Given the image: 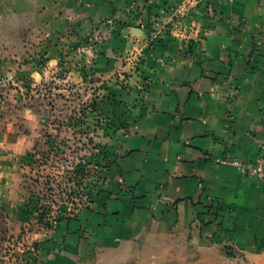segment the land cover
Wrapping results in <instances>:
<instances>
[{
	"label": "crops",
	"instance_id": "1",
	"mask_svg": "<svg viewBox=\"0 0 264 264\" xmlns=\"http://www.w3.org/2000/svg\"><path fill=\"white\" fill-rule=\"evenodd\" d=\"M100 34L93 73H129L140 113L91 203L35 235L28 264H264V185L224 163H253L264 140V0H0L4 73L34 44L49 58Z\"/></svg>",
	"mask_w": 264,
	"mask_h": 264
},
{
	"label": "rangeland",
	"instance_id": "2",
	"mask_svg": "<svg viewBox=\"0 0 264 264\" xmlns=\"http://www.w3.org/2000/svg\"><path fill=\"white\" fill-rule=\"evenodd\" d=\"M105 38L58 39L49 58L38 57L34 44L22 66L5 73L8 58L0 53V173L19 200L0 205V264H28L39 256L28 249L35 235L91 203L103 164L116 156L117 138L140 113L144 88L125 84L129 73L114 84L93 73L94 52ZM84 170L91 171L87 178L73 174Z\"/></svg>",
	"mask_w": 264,
	"mask_h": 264
},
{
	"label": "built area",
	"instance_id": "3",
	"mask_svg": "<svg viewBox=\"0 0 264 264\" xmlns=\"http://www.w3.org/2000/svg\"><path fill=\"white\" fill-rule=\"evenodd\" d=\"M224 163L238 167L243 175L256 179L264 185V140L260 144L258 156L253 163L246 164L241 160L224 161Z\"/></svg>",
	"mask_w": 264,
	"mask_h": 264
},
{
	"label": "trees",
	"instance_id": "4",
	"mask_svg": "<svg viewBox=\"0 0 264 264\" xmlns=\"http://www.w3.org/2000/svg\"><path fill=\"white\" fill-rule=\"evenodd\" d=\"M139 16V15H138ZM105 100H108V98L106 97H104L103 98V101L101 102V106H103L104 104H105ZM97 105H98V103L97 102H95V104H93V107L92 108H95L94 109V111H97ZM103 115V114H102ZM101 115V116H102ZM82 119V121H83V124H85V125H87L88 127H87V133H90L89 131H91V128H90V125H91V122H90V120H89V118H88V113H87V111L85 112L84 111V118H81ZM92 120L93 121H96L99 125L101 124V122H100V119H99V117L98 116H96V117H94V118H92ZM106 122V120H104V122L103 123H105ZM90 141V140H89ZM91 142H93L92 141V139H91ZM101 147V146H100ZM99 147V148H100ZM89 166L90 165H93L94 164V162H92V160H90V162H88L87 163ZM112 164V161L111 162H108V163H104L103 164V166H102V168H103V171H107L109 168H110V165ZM80 174V177H81V179H84V178H87L88 176H90V174H91V171H89V170H84V171H78V172H74L73 174ZM103 173H100L99 174V181L101 180V179H103ZM71 189V188H70ZM92 199H93V197H91V201H92ZM224 250H225V253H226V255L228 256V257H235L236 256V253L234 252V250L231 248V247H225L224 248ZM33 256V255H32ZM32 259H34V263H35V261H36V256L34 257L33 256V258Z\"/></svg>",
	"mask_w": 264,
	"mask_h": 264
}]
</instances>
